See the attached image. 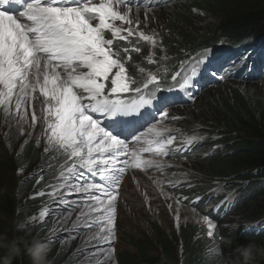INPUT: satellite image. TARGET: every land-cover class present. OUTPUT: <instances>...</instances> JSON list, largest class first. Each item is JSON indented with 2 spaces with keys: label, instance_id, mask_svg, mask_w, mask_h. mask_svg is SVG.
<instances>
[{
  "label": "snow or ice",
  "instance_id": "snow-or-ice-1",
  "mask_svg": "<svg viewBox=\"0 0 264 264\" xmlns=\"http://www.w3.org/2000/svg\"><path fill=\"white\" fill-rule=\"evenodd\" d=\"M135 7L136 14L130 15L132 0H0V129H7L4 139L18 134L27 144L42 122L35 146L43 145L42 162L47 158L56 164L63 181L53 185L49 195L63 206L58 212L70 210L63 217L65 225L80 209L71 227L64 230H88L72 257H83L80 264H116L118 188L126 171L164 173L169 166L165 158L174 159L187 145L203 139L193 135L175 146L174 133L180 130L163 123L169 118L167 106L175 102L161 87L171 71L170 58L166 54L156 58L159 34L155 29L150 34L145 30L151 3L143 20L138 14L140 0ZM118 41L125 44L118 45ZM141 42L150 46L145 60L156 65L155 71L132 61V53H142ZM211 52L205 48L181 61V71L171 75L174 83L166 91L171 93L177 84L180 91H188ZM209 71L214 78H224L223 72ZM124 156L128 159L121 160ZM82 170L90 173L91 182ZM169 183L175 186L177 182ZM65 190L82 194V204L66 200ZM50 213L44 208L31 221H43ZM201 221L212 238L217 225L207 215ZM24 228L21 223L20 229Z\"/></svg>",
  "mask_w": 264,
  "mask_h": 264
},
{
  "label": "trees",
  "instance_id": "trees-1",
  "mask_svg": "<svg viewBox=\"0 0 264 264\" xmlns=\"http://www.w3.org/2000/svg\"><path fill=\"white\" fill-rule=\"evenodd\" d=\"M161 6L152 7V11H164L177 8L171 5L188 0H176ZM192 6L203 11L215 14L218 10L222 15L216 31L210 30L205 37L203 34H192L187 36L186 32L180 29L190 27L193 23L189 19V12L174 10L168 32H175L168 41L162 45V51L156 49L155 56L159 59L167 55L172 62L181 60L185 53H193L196 50L208 47L223 37L228 44L244 48L248 40H259L264 43V0H190ZM171 5V6H168ZM172 7V8H171ZM140 7L139 12H145ZM136 12V7H133ZM118 45H124V41H118ZM142 53H132L133 63H143V58L149 54L145 47L146 43L141 42ZM259 62H256V77L253 81L229 80L219 82L207 91H203L197 98L186 104L184 107L175 108L173 111L185 110L191 105L193 109L198 104L212 102L219 122L217 139H208L209 145H218L210 156L198 157L206 169L202 170L204 179H200L193 186L185 189L183 195L194 196L203 194L210 190L214 182L225 183L221 187L218 198H225L230 191L236 193L231 200V209L225 215L215 219L217 225L214 236L209 238L207 230L196 224L181 226L177 234L166 235L158 227L154 226V238H142V240L130 238L127 243L132 246L134 253L122 252L115 258L116 264H241V258L236 254L235 249L249 242L255 243L258 247L264 248V228L259 230H248L246 226L224 227L223 222L229 217L246 219L245 223H252L264 217V79H257L264 76V53ZM131 64L129 69H131ZM156 70V65L152 68ZM230 84H243L252 87L262 86L259 91H248L243 93L234 91L231 98L227 100H214L220 96L219 91L226 89ZM216 91V92H215ZM207 125L205 121H199ZM207 122H212L207 120ZM209 127V126H206ZM210 128V127H209ZM213 133H209L211 136ZM11 141V153L0 149V163L6 166L4 177L15 169H23L19 175H27L32 172L42 171L47 177H52L57 171V165L51 161L42 162V151L34 144L26 145L23 142ZM23 145V146H22ZM9 148V145L7 146ZM200 163V164H201ZM12 164L14 168L9 169ZM43 166L41 167V165ZM49 164L52 166L49 167ZM51 173V174H50ZM53 173V174H52ZM49 176H48V175ZM1 176V174H0ZM36 179L23 181L19 193L26 197L23 204H20L14 189L5 184L0 177V234H7L8 238L13 237L28 240L31 236H39L43 240L45 223L34 224L31 218L36 215L37 199L28 198L31 195V188L34 187ZM14 184V183H13ZM12 184V185H13ZM11 185V186H12ZM35 193L33 192V195ZM26 203V204H25ZM236 212V213H235ZM24 222L25 228L18 229V223ZM230 240L231 243H224ZM49 247L50 264H75L68 256L66 248L61 247L59 239H51L47 243ZM178 244V248L176 247ZM210 248L216 249L209 252ZM0 255H3L0 252ZM71 258V259H70ZM13 264H30L29 258L21 253L20 257ZM255 264H264V257L258 256Z\"/></svg>",
  "mask_w": 264,
  "mask_h": 264
},
{
  "label": "rangeland",
  "instance_id": "rangeland-1",
  "mask_svg": "<svg viewBox=\"0 0 264 264\" xmlns=\"http://www.w3.org/2000/svg\"><path fill=\"white\" fill-rule=\"evenodd\" d=\"M188 1L171 4L177 5V8L164 11L154 10L149 12V23L147 29L145 30L150 34V30L155 29L159 34L158 45L155 48V51L157 48L159 51H162V45L166 41H168L170 37H172L175 33L174 31L168 32L167 30H165L166 28H170L171 26L170 22L173 18L172 14L174 10L189 12V19L191 18L193 23L190 25V27H187L184 30L180 29L181 32L187 31V36H190V33H192L203 34L206 37L208 35L207 33L210 30L216 31V28L217 26H219L220 19L222 17L219 11L215 9V14H210L209 12L192 6ZM144 13L145 12L138 13L141 20L144 19ZM134 14H136V12L130 13V15ZM153 16L155 17V19H152ZM219 38L224 40L223 37ZM145 47L150 52V46L146 44ZM251 47L253 48L251 54H249V51H242V53L245 52V55L249 54V58L252 61H258V54L264 51V45L257 46L254 42L250 41L247 43V49ZM155 51L154 54L156 53ZM144 60L145 58H143V61ZM132 69L133 68H131L130 71H133ZM257 79L263 80L264 77L260 76ZM229 80H237L242 82L253 81L251 79L244 78L243 75H239L236 77H227L223 82ZM208 89H211V87L204 90V92ZM262 89V86L256 85L248 88L243 84H230L226 89L219 91L220 96L218 97V99L214 100H227L233 96L234 91L243 93L246 90L259 91ZM198 97L199 96L194 99V103L197 102ZM197 103H195L194 105H196ZM184 106H176L172 109H169L170 106H168L166 108V111L169 113V118L163 121V123L168 125L170 128L181 130L179 135L176 136L177 139L174 142L175 146L180 145L182 140L187 139L193 135L204 138L206 136V133H213L217 135L218 133L223 131L222 129H216L214 132L218 133H214L210 130L211 128L220 127L219 122L216 121V111L214 112L213 110L214 106L212 102L198 104L194 109L192 108L194 106L191 105V107L185 110H180L179 112L173 111V109L175 108H181ZM30 115L31 113L29 112V116ZM172 116H176L178 117V119L173 121L170 119ZM208 119H212V122H207ZM199 121H205L207 124L206 126H209L210 128L206 127ZM42 127V122L37 124L32 139L26 145H35V139L40 134ZM147 127H145L144 129L146 130ZM5 131H7L6 128L0 129V149L6 153H9L8 157L10 158V155H13L11 153L12 144L10 138L13 137L12 142L15 141L16 143H19L20 141L23 142L25 137L14 134L12 137L6 140L3 136V132ZM8 145L9 148L7 147ZM132 146H135V144H133ZM38 148L43 151V145ZM45 159L47 160V158ZM120 159L125 160L126 158L121 157ZM165 159L168 161L169 166L166 168L164 173H161L155 169L144 171L140 169L129 168L123 175L118 188L119 195L117 199V212L115 218V241L113 242L114 258L122 252L134 253V249L132 248V246L127 243V241H130V238L142 240V238L146 237L149 239H153L154 226L158 227L166 235L177 234V231L181 226L188 224H196L206 229V225H204L201 221V217L205 215L203 211L192 207L191 202L188 199L180 198L179 196L182 188L190 187L192 183H196L200 179H204V175L201 171L206 169V166H203L202 164L204 163H201V159L197 157L186 158L183 160H174L171 158ZM8 168L15 169L12 164H10ZM4 169H6V166L0 163V177L2 181H5V184L8 186V188L11 187L12 189H14L20 204H23L26 200V197H24L23 194L19 193V188L23 185V181H25L26 179H28L29 181L36 179L34 187L30 190L31 195H29L28 197L37 199V208L35 209L37 214L34 216L38 217L39 212L44 208L50 209L51 213L47 215L43 221L37 219V221L33 223H45V232L43 237L59 239L61 242V247L66 248L68 256L72 258L73 254L82 244V235L88 230L83 227L78 228L74 233H69L68 231L64 230L65 227H71L73 221H75L76 217L79 215L80 209L77 208V211L72 213L71 218L67 222V225L62 222L63 217L67 215L68 211L70 210L63 209L62 211L58 212L57 210L62 209L63 206L60 204L58 199L53 202V197L49 195L53 192V185L63 183V181L59 180V172L57 168V172L52 177L47 178L45 177V174H41V170L32 172L25 176H20L19 173H21V171H18L17 169H15V171L8 172V176L4 177ZM157 181H159V183ZM169 181H176L177 183L175 184V186H172ZM33 192L35 193L34 195ZM40 193H43V195H40ZM65 199L69 201H77L81 204L83 202L82 194L75 192L68 193L67 190H65ZM219 204L220 202L217 201L213 208L215 209ZM169 205H171V208H169ZM177 209L179 210L178 212ZM177 215H179L180 217L179 221L176 220ZM243 221L246 222L247 220L242 218L241 216L235 217L234 214V217L227 218L223 222V225L238 226L242 224ZM21 223L24 224V222H20L18 224ZM72 236H74L75 238H71ZM176 247L178 248V244H176ZM89 251H95V249H89ZM82 258L83 257L72 258V261L75 264H80V259Z\"/></svg>",
  "mask_w": 264,
  "mask_h": 264
},
{
  "label": "clouds",
  "instance_id": "clouds-1",
  "mask_svg": "<svg viewBox=\"0 0 264 264\" xmlns=\"http://www.w3.org/2000/svg\"><path fill=\"white\" fill-rule=\"evenodd\" d=\"M17 227L20 229V225ZM223 242L231 243L230 240ZM0 252L3 253L0 255V264H13L22 252L29 258L30 264H50L48 244L39 236L24 240L17 237L9 239L7 234H0ZM235 252L241 258V264H255L258 256L264 257V248L253 242L238 246Z\"/></svg>",
  "mask_w": 264,
  "mask_h": 264
},
{
  "label": "bare ground",
  "instance_id": "bare-ground-1",
  "mask_svg": "<svg viewBox=\"0 0 264 264\" xmlns=\"http://www.w3.org/2000/svg\"><path fill=\"white\" fill-rule=\"evenodd\" d=\"M152 7H156V6H152ZM215 44H216V43H214V44H212V45H210V46H208V47H204V48H211V47H213Z\"/></svg>",
  "mask_w": 264,
  "mask_h": 264
}]
</instances>
